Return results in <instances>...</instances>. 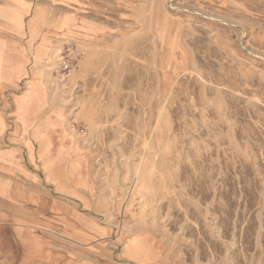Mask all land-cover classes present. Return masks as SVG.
Listing matches in <instances>:
<instances>
[{"label":"rangeland","instance_id":"374dc122","mask_svg":"<svg viewBox=\"0 0 264 264\" xmlns=\"http://www.w3.org/2000/svg\"><path fill=\"white\" fill-rule=\"evenodd\" d=\"M0 46V264H264V0H0Z\"/></svg>","mask_w":264,"mask_h":264},{"label":"built area","instance_id":"2783aa9c","mask_svg":"<svg viewBox=\"0 0 264 264\" xmlns=\"http://www.w3.org/2000/svg\"><path fill=\"white\" fill-rule=\"evenodd\" d=\"M81 54L77 52L74 45L63 44L54 50L53 60L46 59V66L51 69L56 76H69L74 68L76 57Z\"/></svg>","mask_w":264,"mask_h":264},{"label":"crops","instance_id":"0c3cea01","mask_svg":"<svg viewBox=\"0 0 264 264\" xmlns=\"http://www.w3.org/2000/svg\"><path fill=\"white\" fill-rule=\"evenodd\" d=\"M2 50H3V48H2V46H0V54H1ZM0 62H2V63H0V75L1 76H5L6 73H3V72L5 71L6 66L7 65H11L13 63H11L10 60L7 61L6 59H5V61L4 60H0Z\"/></svg>","mask_w":264,"mask_h":264},{"label":"bare ground","instance_id":"6f19581e","mask_svg":"<svg viewBox=\"0 0 264 264\" xmlns=\"http://www.w3.org/2000/svg\"><path fill=\"white\" fill-rule=\"evenodd\" d=\"M33 23V22H32ZM33 25V24H32ZM33 27V26H32Z\"/></svg>","mask_w":264,"mask_h":264}]
</instances>
